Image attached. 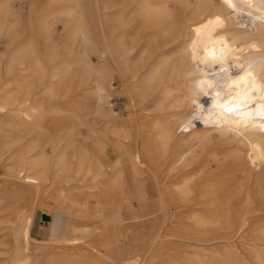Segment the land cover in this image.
<instances>
[{
  "label": "bare ground",
  "instance_id": "bare-ground-1",
  "mask_svg": "<svg viewBox=\"0 0 264 264\" xmlns=\"http://www.w3.org/2000/svg\"><path fill=\"white\" fill-rule=\"evenodd\" d=\"M18 2L0 0V167L32 203L13 218L0 206L9 264H36L31 213L46 187L69 222L38 243L121 264L131 243L118 226L102 235L124 246L103 252L87 240L102 203L158 223L140 236L137 264L172 238L186 244L165 264H264V0H46L27 23ZM114 74L140 120L129 113L123 124L110 109ZM63 111L86 127L80 144L48 134L46 120ZM197 141L217 143L191 149ZM164 179L176 182L169 193ZM78 190L107 199H70Z\"/></svg>",
  "mask_w": 264,
  "mask_h": 264
},
{
  "label": "rangeland",
  "instance_id": "rangeland-1",
  "mask_svg": "<svg viewBox=\"0 0 264 264\" xmlns=\"http://www.w3.org/2000/svg\"><path fill=\"white\" fill-rule=\"evenodd\" d=\"M32 0H23V2L21 3H16V7L20 8V13L21 16L23 18L24 22H28V19L31 18V20H36L39 17H41L43 15L44 10L47 8V2L46 0H34V3H31ZM32 4V5H31ZM20 5V6H19ZM57 28H61V24L58 23L57 24ZM61 32V31H59ZM1 46V45H0ZM3 55H5L4 52L1 53ZM4 58V56L2 57ZM93 60L96 61L95 56H92ZM2 64V63H1ZM4 77L3 82L6 80ZM111 86L108 88V93H109V106L111 107L110 109H112V111L114 112V114L118 117V121L122 122L123 124H127V120L126 117L128 116L129 113H131L132 119L133 121H136V119L140 120L139 116H143V114H136V109L137 111L139 110V108H135V106H133V101L131 100V98L124 92H122L121 90V86H120V81L118 78L117 74H114L112 81H111ZM76 99H81L78 97H75ZM64 107V106H63ZM61 113V114H60ZM60 113H56L53 114L57 115V116H61L64 117L60 118L58 121L53 122L50 119L46 120V126L48 128V134H50V136H52L54 139H57L59 137H66L67 135H73L75 136V142L77 144H80L84 138L87 136V130L86 127L84 125H81L80 122L76 119L73 118L69 113L66 112H60ZM145 113V111H144ZM63 114V116H62ZM66 117V118H65ZM68 117V118H67ZM62 119V120H61ZM65 123H64V121ZM72 120V122H71ZM59 122V123H58ZM71 127H70V125ZM198 122L200 124H202V122L200 120H198ZM55 125V127H54ZM57 126V127H56ZM127 126V131L129 132L130 135H132V131L130 130L131 128H129L130 126ZM75 127V128H74ZM67 128V129H65ZM55 130L57 132H55ZM52 132V133H51ZM53 134V135H52ZM59 134V135H58ZM58 135V136H57ZM57 136V137H56ZM88 143V142H87ZM217 142H213L210 143L209 145L206 144L205 142H200L197 141L195 142L194 145H192L191 149H195L197 151H200L204 148H208L210 146H214ZM89 146H92V142L89 143ZM2 168L0 167V206L2 207H7L8 211L7 214L9 217H11L14 214V211L16 210V208H23L24 210L29 208L30 204L32 203V198H28L27 200H21L18 196H14V194L9 190V188H11L13 186V181L10 179H7L6 177L2 176ZM165 172L164 169L161 170V174L163 175ZM139 180L144 181V182H148L147 179L148 177H146L145 175H140ZM163 185L165 186L164 191L166 193H169L172 189L175 188V185L173 183H176L175 181H169V179H164L162 180ZM147 188L149 191H151L150 189V183H148ZM44 188V191L40 193L39 197H37L34 201L37 202L36 206L34 207L33 211H32V225H31V236L37 240H39L38 242H42L44 240L49 239L50 235H54L56 237H59L61 235H65V232H63V226L69 222V216L66 213V211L64 210H60L55 207V202L52 199V197L49 195V193L47 192L48 190ZM28 191H32V188H27ZM97 192L92 193V192H88L85 190H81V191H77L75 194H68L69 198L72 200H78V201H82L83 203H89L90 201H94L97 196ZM18 199V200H17ZM43 211H47L50 212L51 215H53L52 217V222L49 224L50 221H44L42 218V213ZM28 213V212H27ZM172 216H176V212L172 211L170 212ZM96 220L89 222L88 224H94V235L90 236L87 238V240L89 241V243L95 245V247L97 249H99L100 251L103 252H107L109 250H115L120 246H124L123 241L119 240L117 242H115V236L111 237L110 239L104 238L103 237V233L106 229L105 224L102 225L100 224V220L98 217V206H97V214H96ZM13 218V216H12ZM140 218H147L146 215H141ZM58 220V221H57ZM71 220V219H70ZM54 221V222H53ZM62 222V224H61ZM55 223V225H58V230L56 233L52 232V224ZM59 223V224H58ZM9 223H0V226H4V225H8ZM48 225V227H47ZM60 225V226H59ZM39 226H41V228H39L40 230H44L46 231L45 235H47L46 237L44 236L42 239H38L35 237L34 233H35V229L38 228ZM93 225H91L92 227ZM119 230H121L120 227H118ZM61 229V230H60ZM6 231L7 229H0V241L2 240H6L7 236H6ZM109 232H113L114 229L113 228H109L108 230ZM101 233V234H100ZM114 233V232H113ZM141 235H135L132 234L131 236V252L129 254V256H133L129 259H127V262H121V264H137L138 261L143 257L141 253V251H143L144 249H146V247L144 246V242L142 240V238L140 237ZM122 239V238H121ZM37 241H30V249L31 251H34V261L36 264H47V261H51L52 264H58V260L55 257L54 254H52L53 252L59 250L61 252H67V251H82L85 249H71V248H56L54 245L52 244H43V243H38ZM185 242H180L177 241L176 239L172 238V239H166L162 242V247L160 249V252L156 255H149L147 256V258H145L146 260L144 261V264H165V257H167L168 255L170 256H175L176 252L179 249H182L183 246L185 245ZM237 247L239 250L243 251L244 250V246L241 243H237ZM5 246L0 245V264H9V253H3L2 251H6ZM86 252H92L94 253V255L98 256L97 253L91 249H87L85 250ZM44 253L39 255V253ZM139 253V255L134 256V254ZM113 255L115 258H122V255H116V254H111ZM119 258V259H120ZM93 260H96L95 258ZM50 262V264H51ZM97 264H108L105 261H94Z\"/></svg>",
  "mask_w": 264,
  "mask_h": 264
},
{
  "label": "crops",
  "instance_id": "crops-1",
  "mask_svg": "<svg viewBox=\"0 0 264 264\" xmlns=\"http://www.w3.org/2000/svg\"><path fill=\"white\" fill-rule=\"evenodd\" d=\"M109 149V148H107ZM112 153V151H111ZM114 154V153H112ZM99 202L102 201V199L106 200L107 198L100 193L97 194L96 196ZM98 217L101 222H104L106 228H117L120 227L121 230L128 235V242L130 243L131 241V236L132 234L135 235H146L148 232H153L158 228V223H149L146 219L148 218H140V217H124V214L121 212L119 214H113L112 211L107 208L106 204L98 203ZM122 222V223H121ZM116 226V227H115ZM48 227V225H47ZM41 226L35 229V237L38 239H42L45 235L46 231L40 230ZM32 230V228H31ZM130 238V239H129ZM52 254L55 255V257L58 260V264H89L90 262L94 261H105V259L97 257L94 255L92 252H86V251H67V252H61L59 250L53 252ZM139 255V253L134 254V256ZM133 257V256H131ZM130 256L127 257L126 259L122 260V262H127L126 260L131 258ZM96 260H93V259ZM50 260L47 261V264H50ZM52 264V262H51ZM126 264V263H125Z\"/></svg>",
  "mask_w": 264,
  "mask_h": 264
}]
</instances>
